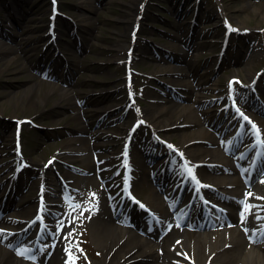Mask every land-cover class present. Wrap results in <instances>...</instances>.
<instances>
[{"label":"rangeland","instance_id":"rangeland-1","mask_svg":"<svg viewBox=\"0 0 264 264\" xmlns=\"http://www.w3.org/2000/svg\"><path fill=\"white\" fill-rule=\"evenodd\" d=\"M3 1L0 0V23L7 17L2 10L4 7L1 8ZM86 1V5L83 6L80 0H59L62 9L71 19L69 21L65 18L62 20L58 18L60 23L55 33L58 37L54 39L52 34L49 33L51 29L48 26L47 0L20 1L17 17H19V21H24V26L19 28L10 21L4 23L2 26H9L7 38L1 35L3 29L0 26V42L13 47L12 53L4 51L2 54L0 51V166L5 163L2 160H9L10 163L15 162L12 132L16 118H29L28 121L21 124L22 147L25 155L31 160L44 163L49 160V169L46 175L53 178V185L56 191L58 190L60 200L64 202V199L70 196L75 198L77 205H79V207L73 206V210L69 213L71 218L65 224V231L72 237L71 245H73L74 251H71L74 253L73 255H76L74 259L81 264H87V260L100 261L104 255L105 243L98 235L94 224L99 217L103 216L105 210L103 208L107 207L109 209L108 198L112 196L111 185L119 183L122 177V142L125 132L134 117L131 106L126 107L127 109L121 106L125 104L129 91L125 84V50L129 46L127 32L135 17L137 4L140 0ZM170 1L158 0V4L152 6L151 3H155L157 0H148L145 7L148 8V11L151 10L158 14L161 13L162 6L169 8L168 2ZM197 1L202 4L200 7L207 11L206 15L200 17L202 20L199 23L210 22V27L217 28L215 31L218 32L219 36L221 35V38L224 27L222 20L217 21L213 16L215 11L220 8V4H222L226 17L231 24L248 28L247 34H230V45L222 55L221 65L227 64L225 57L232 49H235L234 51L245 49L246 53H249L252 51L249 45L256 43L260 50H264V18L261 17L262 14L255 11L256 6H262L264 0H221V3L217 0ZM93 4L95 9L92 7ZM262 10L264 11V7ZM155 13L152 15L146 14L140 21L141 28L137 32L138 37H145L150 41L151 39L158 40L160 32L159 29L156 31V27H154L157 24ZM65 25L70 26V29L72 27V30L79 29V33L82 31L87 37L84 41L83 52L80 56L72 57L74 59L71 66H73L72 71L75 74L70 75V77H63L61 76L62 68L54 67V71L61 76L62 80L72 83L70 86L67 82L64 84L49 82L51 80L35 72L37 69L36 63L41 60L40 64H43L46 56L52 52V41H56V45L61 47H66L67 43L68 47L74 44L73 38L68 35ZM207 26L209 25H203L202 28L205 29ZM27 36H29V39L24 41L22 38ZM136 42L139 44V38ZM146 43L143 48L147 51L139 50L137 46L135 52L138 54L140 52L141 55H138L137 59L135 58L129 63L134 74L130 88L136 96L138 105L143 108L157 104V98H153L152 95H158L159 99L160 91L164 90L163 85L159 84L158 80L166 81L168 77L165 74L156 75L157 72H160L162 66H165V63L163 60L157 62L151 58L149 45L147 46ZM215 45L206 50H199L200 55H194L191 58V67L194 68L195 72L198 71V80L193 82L192 87L196 90L199 87L196 83L206 84L208 82L204 87H210L212 83H217L213 85L216 90L206 89L201 91L200 105L196 103L195 108L201 107L196 109L205 111L211 109V114L217 115L218 120H223L224 106L227 105V80L220 77L219 73L215 74V71L212 70L214 59L210 54L214 51L220 52L217 47L219 43ZM43 54L45 55L43 56ZM172 58L175 59L176 57ZM254 64L256 65L255 70L264 71V53L261 57L256 58ZM222 68L220 67L221 72ZM225 72L226 76L235 73V70L229 68ZM263 73L262 77L264 78ZM240 75L246 79L244 73H240ZM157 76L158 80H156ZM243 77H241V81L246 82L248 79L244 80ZM233 84L236 85L235 90L241 89V85L237 81ZM32 85H35L37 90L34 94H31L30 91ZM61 85H64L65 88L70 87L68 93L71 92V98L67 99L61 96L60 89L61 87L64 88ZM178 86L182 87V85ZM113 90L120 91V93L109 96V93ZM165 91L169 94V99L173 101L180 100L184 101L183 103H190L186 99L187 95L184 91L179 92L180 95L170 89H165ZM109 103L120 105V108L115 110V114L102 113L104 112L102 105ZM229 110H232L231 107ZM116 116L118 118L114 119ZM145 116L147 117V115ZM201 117L204 116L201 115ZM260 118L264 127V117L260 115ZM175 119L172 117L169 121ZM218 120L212 121L211 118L209 122L215 126ZM82 125H86L90 134L83 133L80 129ZM217 129L220 130V126ZM174 131L175 129H171L165 132H157L154 135L170 138L171 142L179 144L180 137L174 134ZM150 132L151 129L148 126L138 124L135 136L136 142H140L143 136L151 140ZM74 135L85 139L82 141L79 138L76 142H72L73 146L82 148L83 146H89L91 150H71L69 153H65L61 159L57 158L58 152L62 151L64 146L71 145L70 140ZM91 138H94V140ZM93 142L96 145L95 147H93ZM135 145L131 157L135 177L133 181L134 188L138 191L142 200H146L147 203H156L157 197L152 187L147 183L148 167L144 165L139 153L140 150ZM88 151L90 153L88 154V161H86L85 155ZM98 159L102 160V163L96 164ZM89 167L92 169L87 172ZM80 168L82 171L79 172L78 169L81 170ZM104 168V172L101 171ZM35 173H37L36 168H28L22 173L18 183L19 186H17L20 191L24 187L25 189L28 188L23 193L25 194V201L28 202L34 199L31 211L35 210L36 207L37 183L39 181ZM108 176L112 177L106 181L109 186L106 189L101 179H106ZM59 179H62L61 184L58 182ZM245 184L248 188L253 186V184L250 186L249 183ZM0 188L4 189L5 184H1ZM252 193L254 192L252 191ZM251 199L257 200L254 194ZM62 204L65 207L68 205L67 203ZM62 216L55 218L56 221H61V225L64 221V219H61ZM173 242H176V240ZM176 243L171 246V252L176 248ZM180 247L184 248L182 245ZM175 253L173 252V254ZM170 254L165 250H161L155 260L165 264L174 263V259L170 257ZM191 254L189 251L180 253L184 259L189 255L192 257ZM153 260L122 264H153ZM105 264H110V262L107 261Z\"/></svg>","mask_w":264,"mask_h":264},{"label":"bare ground","instance_id":"bare-ground-1","mask_svg":"<svg viewBox=\"0 0 264 264\" xmlns=\"http://www.w3.org/2000/svg\"><path fill=\"white\" fill-rule=\"evenodd\" d=\"M80 1L83 6L86 5V0ZM132 5L134 4L132 3ZM92 7L93 9H95L94 4L92 5ZM263 7L264 2L260 7L256 6L255 11H257L258 14H262L261 17L264 18V11L262 10ZM220 13H223V10L220 9L219 11H217V16ZM18 25H20V23H18ZM239 27L241 29L245 28L242 25H239ZM22 39L24 41H27L29 39V36L23 37ZM249 46L252 51L245 54L247 56L246 59H243L241 64H239L241 67H243L244 71L249 70L248 66L250 65V63H252V60L254 61V59L258 58V56L261 57L262 53H264V50H260L259 47L256 46V43H252ZM172 47H175L174 51H176V49L178 50L176 58H180L179 53L181 54V48L179 46ZM0 51L1 53L4 51L12 53L13 47L6 43L0 42ZM245 51L246 50L244 49L243 52L246 53ZM164 69L172 73V78L168 80L169 83L173 85H183L186 88L187 91L184 92L187 95L186 99L189 100L190 103L174 102L173 100L166 99V101L162 103V105H160L158 102L157 104H153L145 108H140L135 105V121H146L152 124L155 127L154 129L158 130H167V128L171 125L181 127V129H177V131H174V134H177L180 137L179 146L176 147L180 148L181 153L186 158H188L189 160L192 159L194 165H197V169L195 167V175L197 177L199 176V178L204 181L203 185L206 184L205 181L211 182L220 193L218 195L214 193V190H212L213 194H215V198H217L216 200L218 201L217 203L219 208L213 209L212 217L209 221L218 223V221H220V218H232L235 204L238 200L240 201L241 198L244 199L245 206H248L246 219H252V221L249 224H246L244 217L240 231L232 229L224 232L216 231L207 234H197L196 228L200 226H206L207 222L205 221V218L199 220V218L195 216V207L199 203H202V201H200L198 197V192L193 190L192 185V187L188 188L189 190L187 191L185 198V202L192 204H190L191 212L190 214H188V218L185 219L187 221L186 233H182L177 226H173L170 229L168 228L167 231L169 232L162 237V240L159 243L160 245L155 246L152 241L139 235L132 226L126 225L127 222H131V224L135 223L136 225H142L145 227V230H147V227H149L150 224V220L147 218L148 216L146 214L138 215L137 211L132 208L128 209L129 211L120 210V212H118V210L116 209V207L118 208V204L115 200L112 199L111 207H113L112 209L115 214L111 212V210H109L107 207H105L103 208L105 209L103 211V216L101 218L99 217L94 224L97 229L98 235L105 243V252L100 261H92V264H105L107 261L110 262V264L134 262L138 263L147 262L153 259V264H165L155 260L157 256H159V251L161 250H165L167 253H171L170 257L174 259V263L171 264H264V238L259 243L255 242L254 238L252 240V237H255L264 228V199H261L264 198V182H262L261 184H256L255 186H251V188H248L246 190L249 196L252 197L253 194L255 195V197L257 198V200L255 201L248 198V196L241 195L243 185L241 183L240 175L237 170L232 169L229 166L230 162L228 160L221 157V159H219L218 161L222 162V165L212 164L214 162L213 158L218 157V152L217 149H214L213 147L216 144V140L213 136V133L208 128L211 127V125L208 124V127L203 126L204 121H202V125H200L198 128H190L192 125L193 127H195L194 124L200 122L197 111L193 105L194 103H200L201 91L206 90V88L204 87L205 83H196L197 87H199L194 90L192 85L194 81L197 82L198 80V71H194V68L191 67V62L189 60L182 59V62L180 61L179 65H169L160 70L165 71ZM70 85H72V83ZM212 85H216V83H212ZM64 88L61 87L60 89L61 96L67 99L71 98V92L68 93L70 87L68 89ZM30 91L31 94L37 92L35 85L31 86ZM119 93L120 91L116 92V90H113L109 93V96L118 95ZM238 97L244 101V99L247 98L246 89H242V92L238 94ZM116 105V103H109L107 105H102V109L103 111H107L108 113L112 114L117 108L120 107ZM206 112L210 113L209 111ZM77 114L79 115L78 112ZM145 115H147L148 118L144 117ZM227 116L230 117L232 121L236 120V117L231 113H227ZM172 117L176 119L173 121H169V119H172ZM80 129H82V131L85 133H89L86 132L88 130L86 125H82ZM80 139L84 141L85 138L80 137ZM77 140H79V138H76V136H74L70 140L71 145L66 147L64 146V150L61 148L62 151L58 152L57 158L59 157V159H61L65 153H69L71 150H91L89 146H83V148L79 146H73L72 142L74 143ZM92 144L93 147L96 146L94 142ZM89 151L85 155L86 161H88V154L90 153ZM248 152L249 149L245 150V153H247V158L249 160L246 159V161L240 166V168L242 171H247L250 174V170L252 169V157L249 156ZM173 162L175 164L174 167H165L163 166V164L162 166H158V177L160 178L159 180H161V182H167L169 180L168 177H170L174 173H183V169L179 162L176 163L174 160ZM33 164L40 168L41 173L44 176V164L40 163V161H34ZM91 169L92 168L89 167L87 171H90ZM168 169L171 170V172H169ZM213 172L222 174L215 175ZM53 182V178H47V183L49 186H46L44 188V193H47L46 205H49L50 203V205L63 203L60 200V196L50 202L51 198L48 197V195L55 192L54 187L52 188V190L50 189V185H53ZM189 184H192L191 179L188 180V183L186 185ZM178 185V183L174 182L171 187H174L176 190L179 188ZM252 190H254V193H252ZM1 193L2 192H0V194ZM168 194L170 196H174L175 192L168 190L167 195ZM206 197L212 198V195H210L207 191ZM18 205H20V215L22 214L25 217L33 215L31 212V208L33 207V205L29 201L25 202L24 204L19 203ZM76 205L77 204L75 203L74 206L76 207ZM44 208L45 206L43 205V209ZM54 208L55 213H58V210H62V206L60 207L59 204ZM70 209L73 210V207H68L66 211L69 213ZM155 209H158L159 211L162 209V206L158 204ZM46 211H48V208H46L45 211L42 212L46 213ZM62 211L66 213L65 209ZM185 212H187V209L184 208V206H180L172 214H174L176 217L178 216L181 219H184V216L187 214ZM164 216L171 215L165 213ZM257 217H260V219H257ZM39 218L41 219L43 224H47V226L51 225L50 220L47 219L45 215L39 216ZM70 218L67 217V222H69ZM28 219L29 218H27L24 223H26ZM129 219L134 221L132 222ZM121 223L125 224L126 226L122 225ZM21 225L24 224L21 223ZM182 236H184L185 239H183ZM71 238V235L65 231V227L62 230L57 229L55 231V243H70L72 241ZM174 240L179 243L173 242ZM172 242L176 243L177 245L176 248H174L176 251L173 249L171 252V246L173 245ZM181 245L184 248H181ZM186 251L191 252L193 258L187 260L180 255V253H185ZM173 252L176 253L173 254ZM0 264L41 263H39L38 260H25L23 255L20 256L19 253L14 255L7 246H4L0 243ZM42 264H63V260L61 259V255H59V252L54 251V253L51 255V258L46 263Z\"/></svg>","mask_w":264,"mask_h":264},{"label":"snow or ice","instance_id":"snow-or-ice-1","mask_svg":"<svg viewBox=\"0 0 264 264\" xmlns=\"http://www.w3.org/2000/svg\"><path fill=\"white\" fill-rule=\"evenodd\" d=\"M241 116L243 117V119L244 120H248L249 118L247 117V116H243V114L241 113ZM252 127H253V129H256V126L253 124L252 125ZM257 132H258V129H257ZM169 147H171V145H169ZM189 174H191V170H189ZM193 179H195V177H193ZM262 182H264V181H262ZM93 196L95 195V194H92ZM261 199H264V198H261ZM76 207H79V205H76ZM247 210H248V206L246 205V207H245V212H247ZM245 212H242L241 213V219H242V221H243V219H244V217H245ZM257 219H260V217H257ZM262 231H264V230H262Z\"/></svg>","mask_w":264,"mask_h":264}]
</instances>
